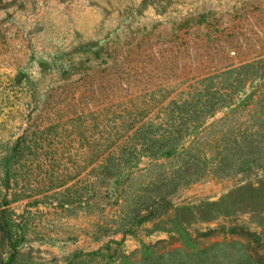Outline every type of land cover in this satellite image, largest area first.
<instances>
[{
    "label": "rangeland",
    "instance_id": "374dc122",
    "mask_svg": "<svg viewBox=\"0 0 264 264\" xmlns=\"http://www.w3.org/2000/svg\"><path fill=\"white\" fill-rule=\"evenodd\" d=\"M0 264H264V0H0Z\"/></svg>",
    "mask_w": 264,
    "mask_h": 264
}]
</instances>
